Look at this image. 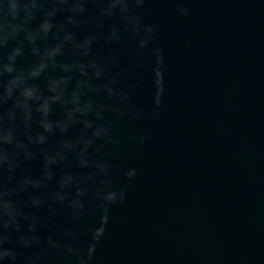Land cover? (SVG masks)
Listing matches in <instances>:
<instances>
[{"label":"water","instance_id":"95a60500","mask_svg":"<svg viewBox=\"0 0 264 264\" xmlns=\"http://www.w3.org/2000/svg\"><path fill=\"white\" fill-rule=\"evenodd\" d=\"M0 264H264V0H0Z\"/></svg>","mask_w":264,"mask_h":264}]
</instances>
